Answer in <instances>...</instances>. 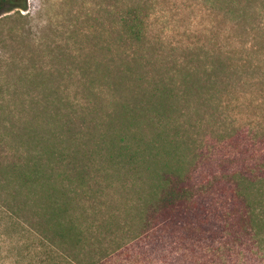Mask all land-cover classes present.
<instances>
[{
  "label": "trees",
  "instance_id": "16d2710c",
  "mask_svg": "<svg viewBox=\"0 0 264 264\" xmlns=\"http://www.w3.org/2000/svg\"><path fill=\"white\" fill-rule=\"evenodd\" d=\"M222 3L230 13L245 8ZM145 17L134 8L120 18L123 40L143 44ZM224 54L166 78L116 71L133 98L95 125L85 151L57 150L48 139L58 135L38 137L34 155L10 172L22 195L17 213L27 219L30 207L35 234L74 264H91L80 254L106 240L119 257L140 250L150 264H264V125L223 115L226 80L243 69L235 49ZM49 98L39 112L56 119ZM110 192L123 205L106 200Z\"/></svg>",
  "mask_w": 264,
  "mask_h": 264
},
{
  "label": "rangeland",
  "instance_id": "374dc122",
  "mask_svg": "<svg viewBox=\"0 0 264 264\" xmlns=\"http://www.w3.org/2000/svg\"><path fill=\"white\" fill-rule=\"evenodd\" d=\"M23 4L26 10L18 8ZM242 5L230 13L222 0H1L0 264H74L35 234L30 207L28 220L17 213L22 195L10 172L34 155L38 137L58 135L48 139L57 150L85 151L100 131L95 125L105 127L133 98L115 78L119 69L166 78L187 67L203 69L208 58L235 49L233 60L243 69L226 80L223 115L246 127L264 125V0ZM134 8L146 15V39L131 45L118 31L120 18ZM54 89L59 94L49 98ZM44 97L58 106L59 114H50L56 119L40 114ZM105 199L123 205L116 193ZM103 245L83 250L79 260L150 264L140 250L119 257L109 240Z\"/></svg>",
  "mask_w": 264,
  "mask_h": 264
}]
</instances>
